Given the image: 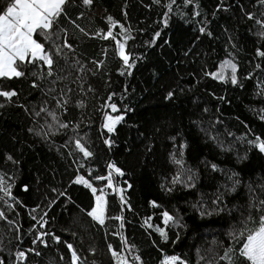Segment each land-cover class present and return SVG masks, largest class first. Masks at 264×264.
Returning a JSON list of instances; mask_svg holds the SVG:
<instances>
[{
  "label": "snow or ice",
  "instance_id": "snow-or-ice-1",
  "mask_svg": "<svg viewBox=\"0 0 264 264\" xmlns=\"http://www.w3.org/2000/svg\"><path fill=\"white\" fill-rule=\"evenodd\" d=\"M92 5L93 0H0V80L27 82L30 91L39 93L36 103H19L20 92L17 89H0V109L10 105L18 107L28 122L26 137L33 138L27 147L31 148L37 142L47 145L49 150L56 147L61 158L68 161L73 173L63 189L54 185L48 189L54 195L51 198L44 197L41 202L43 209L41 203L29 209L28 215L34 222L29 230L34 231L31 244L39 242L47 248L46 238L57 244L61 242L59 235L46 230L49 223L48 209L61 198L75 203L68 188L77 185L91 193L92 203L86 215L92 221L101 228L105 227L106 221L118 222L112 235L118 236L119 244L115 248L112 243L107 244L113 264H145L137 246L130 243L123 233L125 213L136 214L130 202L133 183L126 178L130 174L111 159L104 165V174H94L93 166L100 158L95 141L89 134L92 125L98 121L97 139L106 150L111 151L116 145L120 126L126 123L128 113L134 111L133 107L125 103L129 89L125 84L119 92L111 90L105 96H98L92 79L100 75L108 48L102 49V59L78 56L77 49L82 42L89 40L111 42L113 56L119 62L116 72L120 77L132 76L137 64L146 59V53L137 54L128 50V42L136 39L132 35L133 29L112 15L105 17V28L91 29L82 26L80 21L85 18L86 10H90ZM153 6L159 9L158 19L150 25L154 27L149 39L142 41L140 46L150 49L167 46L171 50L176 45L175 50L180 53L178 65L200 55L196 46L202 42L201 37L219 38L214 37L210 28L212 19L201 11L200 0H150V3L144 5L148 9ZM218 13H230L240 21L247 22L249 31L258 40L264 41V0H216L210 15L215 19ZM122 14L126 20L127 12ZM173 16L182 19L190 17L186 22L195 24L193 31L196 35L186 47H180L177 40L171 37L166 39L163 35L170 27L169 22ZM135 31L143 33L145 29ZM222 31L226 37V58L219 62L214 71H208L206 65L201 66L200 79L211 78L223 85L243 88L238 76L239 62L235 55L238 44L227 27H223ZM252 59L259 62L253 64V70L243 77L245 80L252 79L256 70L264 71V46L254 48ZM104 75L108 76V73L105 72ZM189 75L195 77L196 72ZM153 77L156 78L157 73L153 72ZM181 80L183 76L177 72L170 81L161 85L162 99L159 108L164 110V114L157 112L147 122L144 131L138 133L148 141L145 151L154 156L159 151L158 144L165 143L166 163L170 162L173 169H166L171 175L161 182L160 190L163 196H172L177 191H194L197 199L190 203L191 210L200 219L216 216L223 220L227 242L214 240L213 258L206 260L205 256L200 255L197 264H264V132L257 134L244 124L245 132L242 136L237 137L228 130L221 133L217 128V125L223 124L219 116L210 121L207 127H201L202 121L197 113L206 114L209 109L200 105L177 115L176 102L186 91L180 84ZM199 82L198 79L196 83ZM103 84L111 87L110 76ZM257 88V94L264 97V84H257ZM209 95L215 100L230 103L226 96H217L215 93ZM90 99L99 103H94L89 108ZM70 109L79 110V118H69ZM216 111L219 113V107ZM185 115L189 117L192 126L199 128L205 142L211 144L215 153L213 159L204 158L196 167L190 166L186 159L189 144L182 129ZM258 115L264 121V109L259 110ZM57 136L64 138L63 144L59 146H56L54 139ZM10 142L11 149L0 151V201L14 210L16 205L24 207L13 195V189L19 180L18 173L22 170L25 144L16 135L11 137ZM17 144L20 149L16 148ZM253 154L261 163L258 169L245 173L244 168L250 163ZM219 156L227 159L216 162ZM35 182L40 184L38 177ZM94 182H103V185L94 186ZM21 190L29 191V185H21ZM109 194L113 195L114 200L118 197V214H109ZM163 196L148 201V207L155 211L144 217L141 224L142 228L150 230V239L153 233L156 234L157 239H151V244L161 253L164 251L163 246L179 242L180 231L188 227L179 207L173 206L171 200L165 201ZM234 201L237 203H233ZM154 216L160 223H152ZM0 220L15 225L13 230L20 232L18 221L9 219L3 210H0ZM16 238L19 240V235ZM64 244L70 253L69 264H87V258L82 259L72 243L65 241ZM89 251L95 254V249ZM29 253L41 255L35 247L20 250L17 246V250L8 258L0 256V264H29ZM160 264H189V261L181 255L165 254Z\"/></svg>",
  "mask_w": 264,
  "mask_h": 264
},
{
  "label": "trees",
  "instance_id": "trees-1",
  "mask_svg": "<svg viewBox=\"0 0 264 264\" xmlns=\"http://www.w3.org/2000/svg\"><path fill=\"white\" fill-rule=\"evenodd\" d=\"M147 3H150V0H93L90 10H86L85 18L80 21L81 25L86 28H105V17L112 15L133 29L132 35L136 39L128 42V50L135 51L137 54L146 53V59L137 64L132 76L120 77L116 72L119 62L113 56L111 42L89 40L82 42L77 49L78 56L102 59V49L108 48L107 58L100 75L92 79L93 87L97 89L98 96H105L111 90L119 92L126 84L129 92L125 103L134 108L133 112L128 113L126 123L120 126L116 145L111 151L106 150L102 142L97 139L98 121L92 125L89 134L95 141L96 151L100 158L98 163L93 166L94 174H104V165L109 159L116 161L130 174L126 178L133 183L134 190H130V202L136 214L125 213L126 221L123 233L130 243L137 246L145 264H160L165 254L181 255L189 261V264H197L200 255L205 256L206 260L213 258L214 240L221 243L227 242V237L224 235V222L216 216L200 219L191 210L190 203L197 199L194 191H177L172 196H163L159 186L166 176L171 175L166 169H173L170 162L166 163L165 143L160 142L158 144L159 151L154 156L145 151V144L148 141L138 133L144 131L147 122L152 120L157 112L160 115L164 114V110L159 108L162 99L161 85L170 81L177 72L183 76L180 84L186 89L176 102L178 104L177 115L200 105L209 109L206 114L197 113L202 121L201 127H207L210 121L219 116L223 121L222 125H217L221 133L228 130L237 137L242 136L245 132L244 124H247L257 134L264 132V121H261L258 115L259 110L264 109V97L257 94L259 91L257 84H264V71L256 70L252 79L245 80L243 78L253 70V64L259 62L252 59L254 48L264 46V41L258 40L249 31L250 26L247 22L240 21L230 13H218L213 19L210 13L216 0H200L201 11L208 14L209 19H212L210 28L214 37L219 38L201 37L202 42L196 46L200 55L185 64L178 65L177 59L180 53L175 50L176 45L171 50L167 46L164 48L157 46L155 49L140 46L142 41L149 39L154 27V25L152 27L150 25L158 19L157 12L159 9L155 6L151 9L145 8L144 5ZM124 11L127 12L126 20L122 14ZM189 20L190 17L182 19L179 16H173L169 22L170 27L163 33L164 37L166 39L171 37L179 42L180 47H186L189 40L196 35L193 31L195 24L186 22ZM223 27L229 29V34L234 37L238 44L235 55L239 62L238 76L244 85L243 88L233 87L230 84L223 85L211 78L200 79L199 69L201 66L206 65L208 71H214L219 62L226 58V37L223 35ZM140 28L145 29V31L143 33L135 31ZM250 60L252 63H249ZM262 68H264V63H262ZM193 71L196 72L195 77L189 75ZM105 72L108 73V76L104 75ZM153 72L157 73L156 78L153 77ZM109 76L111 78L110 88L103 84V81L107 80ZM198 79L200 82L196 83ZM7 88H15L20 92L19 103L34 104L39 98V93L30 91L27 82L0 80V89ZM189 88L191 91H187ZM209 93L226 96L230 103L215 100ZM94 103H99V101L90 99L89 108ZM217 107H219V113L216 111ZM79 116V110L70 109L69 118L77 119ZM93 116L95 119L94 113ZM196 118L192 117V119ZM27 126L26 117L15 105L0 109V151H8L12 148L10 140L13 135L20 137L25 144L21 164L22 170L18 173L19 180L13 189V195L22 202L24 207L16 205L13 210L8 208L3 201H0V210H3L9 219L18 221L20 232L16 233L13 230L15 225H9L0 220V248H3V251H0V256L8 258L17 250V246L20 250L35 247L41 255L35 256L29 253V264H69L70 253L64 244L67 241L73 244L82 259L87 258V264H113L107 244L112 243L114 248L119 244L118 236L112 235V232L116 231L118 222L106 221L105 227L101 228L92 221L86 215L92 203L91 193L82 186L72 185L68 188V192L75 203L66 202L64 198H61L51 209H48L47 219L49 223L46 230L59 235L61 242L57 244L50 238H46L48 240L47 248H44L39 242L36 245L31 244L34 231L30 232L29 230L34 222L28 215L29 209L37 203H41L45 196L51 198L54 195L48 191L51 186L54 185L61 189L67 186L73 173L68 161L61 158L56 147L49 150L47 145L40 142L35 143L31 148L27 147L33 139L26 137ZM182 129L189 144L186 150V159L190 166L196 167L199 161L204 158L213 159L215 153L211 144L205 142L199 128L192 126L189 117L186 115L183 117ZM54 139L56 146L64 142V138L60 136ZM16 148L20 149V145L17 144ZM129 148L131 151H128ZM241 151H243V147H241ZM226 159L225 156H219L216 162ZM260 163L259 158L253 154L250 163L244 168V172L250 173L258 169ZM37 177L40 180L39 185L35 182ZM23 184L29 185V191L21 190ZM102 185L103 182H94V186ZM201 190L208 191V189ZM161 196L165 201L171 200L173 206L179 207L180 214L188 225L186 230L180 231V241L174 245L163 246L164 251L162 253L151 244V239H157L156 234L153 233L150 239L148 236L150 230L141 227L143 218L152 215L155 211L148 207V201L159 199ZM108 200L109 214H118V197L114 200L113 195L109 194ZM233 203L237 202L234 201ZM43 207L44 205L41 203V208L43 209ZM81 209L85 211H81ZM156 215L158 216V212ZM152 223L158 224L160 221L154 216ZM72 233L76 235L73 236ZM17 235L20 237L19 240L16 238ZM169 235H172L171 231ZM89 249H95V254ZM200 264H205V262H200Z\"/></svg>",
  "mask_w": 264,
  "mask_h": 264
}]
</instances>
